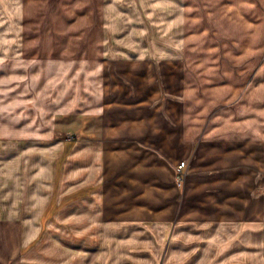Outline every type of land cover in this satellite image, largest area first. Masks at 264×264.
Here are the masks:
<instances>
[{
	"label": "rangeland",
	"instance_id": "374dc122",
	"mask_svg": "<svg viewBox=\"0 0 264 264\" xmlns=\"http://www.w3.org/2000/svg\"><path fill=\"white\" fill-rule=\"evenodd\" d=\"M177 1L20 0L14 8L0 52V246L4 221L31 227L51 185L59 201L65 166H92L99 127L132 112L98 107L131 100L140 74H153L167 211L159 264H264V0ZM51 221L28 246L38 264L49 231L59 246L73 230Z\"/></svg>",
	"mask_w": 264,
	"mask_h": 264
},
{
	"label": "crops",
	"instance_id": "0c3cea01",
	"mask_svg": "<svg viewBox=\"0 0 264 264\" xmlns=\"http://www.w3.org/2000/svg\"><path fill=\"white\" fill-rule=\"evenodd\" d=\"M182 1L178 0V5ZM18 5L20 0H0V52H3V39L9 33L5 25L18 19L14 17V8ZM140 75L141 90L131 100H116L103 105V109L98 107V113L109 111L110 107L132 112L126 114L124 122L119 117L113 121L107 118L99 127L100 139L91 142V154H96L92 166L69 168L67 164L59 201L53 200L51 190L55 188L51 185L44 208L31 227L22 222L4 221L6 243L5 247L0 246V264H8L10 259L14 264H38L41 254L35 256L37 248L30 250L28 246L47 224H52L53 217L59 220L61 228L71 225L73 230L65 241L61 239L59 246L56 237L47 236L50 231L45 235L44 264L53 263L52 250L56 253L60 247L56 256L60 264H129L131 261L159 264V223L164 222L167 212L163 192H159V77ZM95 99L92 97L91 101L93 113L100 105ZM57 144L65 148L74 141L61 140ZM61 163L58 173L62 171ZM54 180L57 181V173ZM132 244L140 248L139 253L132 251ZM160 264H165L164 260Z\"/></svg>",
	"mask_w": 264,
	"mask_h": 264
},
{
	"label": "built area",
	"instance_id": "2783aa9c",
	"mask_svg": "<svg viewBox=\"0 0 264 264\" xmlns=\"http://www.w3.org/2000/svg\"><path fill=\"white\" fill-rule=\"evenodd\" d=\"M184 165V161H181L179 164H178V168H182V166Z\"/></svg>",
	"mask_w": 264,
	"mask_h": 264
},
{
	"label": "bare ground",
	"instance_id": "6f19581e",
	"mask_svg": "<svg viewBox=\"0 0 264 264\" xmlns=\"http://www.w3.org/2000/svg\"><path fill=\"white\" fill-rule=\"evenodd\" d=\"M40 45V44H39ZM3 149V148H2ZM7 169V168H6Z\"/></svg>",
	"mask_w": 264,
	"mask_h": 264
}]
</instances>
